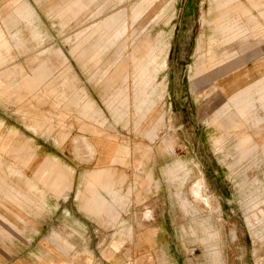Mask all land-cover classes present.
I'll use <instances>...</instances> for the list:
<instances>
[{"label": "rangeland", "instance_id": "374dc122", "mask_svg": "<svg viewBox=\"0 0 264 264\" xmlns=\"http://www.w3.org/2000/svg\"><path fill=\"white\" fill-rule=\"evenodd\" d=\"M228 1L0 0V32L10 47L1 51L7 60L0 77L13 87L0 92V139L18 145L21 158L32 154L23 163L0 146V264H98L93 256L112 264H264V121L253 123L264 110L257 103L252 118L236 117L237 126L222 114L259 99L264 77L231 93L221 85L264 55V5L244 16L239 4L248 0ZM23 4L31 11L25 19L17 14ZM113 14L115 24L93 32ZM230 16L246 35L223 44L216 25ZM144 40L165 62L156 73L147 63L135 87L129 57ZM209 51L225 61L210 66ZM119 63L124 70L110 85L104 72ZM37 68L51 74L55 92L43 83L35 90L17 86L20 73L32 76ZM137 87L153 100L147 112L148 104L137 106ZM118 89L123 95L113 96ZM86 99L96 120L79 112ZM242 136L249 141L240 142ZM85 138L111 149L91 154ZM49 156L58 162L42 168ZM96 163L107 165L87 172ZM83 174L91 192L93 182L107 179L100 185L111 194L117 184L121 200L112 199L109 232L72 226L80 215L64 190ZM150 225L162 230L159 251L136 246L139 229ZM75 240L83 248L73 247ZM88 240L91 249L84 247Z\"/></svg>", "mask_w": 264, "mask_h": 264}, {"label": "crops", "instance_id": "0c3cea01", "mask_svg": "<svg viewBox=\"0 0 264 264\" xmlns=\"http://www.w3.org/2000/svg\"><path fill=\"white\" fill-rule=\"evenodd\" d=\"M154 0H142L141 3H147L148 5H150ZM187 1V0H186ZM192 1V0H191ZM233 0H229L228 2H232ZM264 5V0H248L246 3L241 2L239 4V10L241 12L242 15L244 16H248L251 12H253L254 10V6L255 5ZM234 4L230 3L228 6V9H230V11L235 10V7H232ZM138 11H140V8L138 9ZM17 14L19 16H21L23 19L27 18L28 16H30L31 11L29 9V7L26 4H23L22 7L17 9ZM118 14H113L105 19H103L100 23H98L94 29L93 32H99L102 33L103 30H105V28L113 25L116 23V20L118 19ZM250 17V16H249ZM255 18H258V16H255ZM238 20L233 17L230 16L227 19H224L222 22H220L218 25H216V28L224 35L223 38V44L225 43H229L239 37H241L242 35H246V32H244L243 28L241 26L237 25ZM239 23V22H238ZM125 29L124 27L121 30L116 29L115 31L117 33H121L123 32ZM119 31V32H118ZM214 39H210V42H212ZM9 42L6 41L5 37L2 36L1 32H0V66L5 64L6 62V57L3 56L2 54V50L8 51L9 50ZM200 48V46H199ZM155 47L153 45H151L150 43H148L146 40L141 41L140 44L133 49L131 55H130V59L133 62V82L135 87L137 86V84L139 83L140 79L142 76H144V71L147 69V63L152 64L153 66V72H157L159 68L163 67L164 62L165 61H160L157 62V58L158 55L155 54L154 52ZM137 53H142V55H136ZM140 51V52H139ZM58 53H60V50H57ZM260 54V53H259ZM258 55V53H257ZM211 56V60L212 63L210 66H214L217 64H221L223 63L225 60L222 57H217L215 56V54L213 52L209 51V55ZM264 55H259V60H256L255 62L252 61H247L245 62L246 64L244 66H241L239 68H237V70L232 73V75H230L231 77L225 78L222 85L223 90H225V93H229L230 90H235L238 88H242L243 86H245L246 82L249 79H252L254 77H257L258 75H262L261 78L264 77ZM263 58V59H262ZM121 64L119 63L118 65H114V71L110 74L107 75L106 71L104 72V76H106V80L108 81V83L110 85H113L116 82V79H118V77L122 74L123 72V67L120 66ZM12 73L15 72L16 70L11 69L10 70ZM16 73V72H15ZM155 75H150L148 76V80L147 81H152L154 82V78ZM259 77V76H258ZM51 78V74H43L42 71L37 68L36 69V73L34 75H29V74H23L20 73V80L17 82V86H24V87H29L31 89H37L38 86H40L42 83L43 85L51 87L52 83L51 81H48ZM147 79V78H145ZM146 81V82H147ZM141 83V82H140ZM17 86H14L17 88ZM13 87L10 85H8L7 83L3 82V79L0 77V92L4 93L6 91H8L9 89H12ZM51 91L55 92V89L51 87L50 89ZM136 91V96L137 97V106H140V104H148L147 107H145V110L143 112H147L150 108L149 105H151L153 103V100L151 101L149 99V93L143 91V93H140V89L137 87L135 88ZM65 92L62 91L60 93H58V96L62 97L64 96ZM231 93V92H230ZM123 92L121 89H118V91H116L115 93H113V96L118 97V96H122ZM256 95L259 97V99H249V100H244V101H240L238 103L235 104V111L229 112L230 110V106H227L222 114L226 115L227 120L233 125V126H237V122H236V117H240L243 118L244 120H249V118L252 116V113L255 112L256 110V104L260 103V108H262L264 110V89L259 90L258 92H256ZM251 96V94H250ZM124 98H126V94H124ZM113 99L109 100V102L112 104L113 103ZM123 101V99H122ZM138 110L142 109L140 107H137ZM80 114H82V116L84 117H89V118H93L94 120H96V117H94V115L96 113V109L95 106L93 104V102L91 100L86 99L85 101H83L81 107H80ZM142 114H145L143 113ZM92 113V114H90ZM221 114V115H222ZM252 118V117H251ZM253 123L254 125L257 124V122L263 120L264 121V115L263 116H254L253 117ZM32 127L37 129V126L34 124H31ZM10 132H16L15 130H10ZM249 141V137L248 136H242L240 138V142L247 143ZM12 144V143H11ZM0 146H2L3 148H5L3 151L4 153H8L11 154L12 157L18 161H21L23 163H27L31 158H32V154H27L24 158H21L17 153L20 152L19 147H17L18 145H10V141H7V139H0ZM97 146V148H96ZM2 148V149H3ZM83 148H85L86 151H88L91 154H95V152H97L98 148L99 150H102L103 152L108 149H111V147L107 146L106 144H103L101 141H98L95 139L94 142H91L88 139H84V146ZM0 159H1V155H0ZM57 161V159H55L53 156H49L47 161L44 162L42 168H46L49 167L48 163L50 161ZM117 162H121L120 159L117 160ZM2 163V162H1ZM0 163V164H1ZM107 165V164H105ZM104 164H98L96 163V166L87 169L88 171H91L94 168H97L99 166H105ZM111 168L114 169V167H112V165H110ZM74 169V167H72ZM11 174H19V171L15 168H9ZM74 172V171H73ZM114 171H113V175L111 176V178H114ZM117 181L119 180L118 178L116 179ZM107 179H104L102 181H97V182H93L96 184V192H91L87 186V181H86V175H82L81 177H79L76 181L75 179H71V181H69L68 183V187L64 190L67 195H70V192H72V198H73V204H74V214H78L80 215V220H77V223L75 221V223H73V227L75 231H82V232H92V231H98L99 233H106L111 231V226H110V222L112 220V215H113V207H112V199L116 202H119V193L116 190V183H113V190L112 192H114L113 194L109 193L106 189H104L100 184L101 183H106ZM121 182V181H120ZM119 183V182H118ZM33 186V182L28 184V189L31 190ZM87 186V187H86ZM85 187V189H84ZM34 191H36L38 188L37 186L33 187ZM81 191H83V193H81ZM192 193L194 194L195 198L200 199V189L199 188H193L192 189ZM82 194V195H81ZM97 197V199H103L104 203H101L99 200H95L94 203L91 204V201H93L94 197ZM66 198V197H65ZM209 198V196H208ZM83 200V202H81ZM121 200V199H120ZM88 201V203H87ZM64 203V201H62ZM68 211V210H65ZM97 213V214H96ZM98 216V217H97ZM81 219L84 221L81 222ZM99 222H98V221ZM86 221V222H85ZM71 225V224H70ZM69 225V226H70ZM146 226V225H145ZM65 228V227H64ZM63 228V229H64ZM62 229V227H61ZM140 233H138L137 235V239H136V246L140 249H142L143 251H145V249H149L152 250L153 252L155 250L159 251L160 247L162 246V243L160 241L159 235L161 234L162 230L157 226H147V227H141L139 229ZM108 234H106L105 236L107 237ZM140 238V239H139ZM59 244L64 248L66 247V244L63 242H59ZM74 244H76V247L78 248H83L80 243L78 241H73V247ZM91 240H88V243L86 242V245L84 246L85 248L91 249ZM60 245H58V243L51 245L54 246V248L59 247ZM68 246V245H67ZM123 247H128L130 246V244L128 243L127 245L123 244ZM94 247V246H92ZM164 247H166L164 245ZM139 250V251H142ZM91 252V250H90ZM156 254H154L155 256ZM169 259L170 256H168ZM92 259H94V263H98V264H112L113 261L112 260H106V259H102V257H98V256H93Z\"/></svg>", "mask_w": 264, "mask_h": 264}]
</instances>
